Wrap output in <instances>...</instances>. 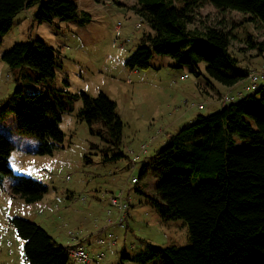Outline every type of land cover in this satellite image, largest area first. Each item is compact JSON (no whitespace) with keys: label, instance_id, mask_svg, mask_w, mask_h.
Returning a JSON list of instances; mask_svg holds the SVG:
<instances>
[{"label":"rangeland","instance_id":"1","mask_svg":"<svg viewBox=\"0 0 264 264\" xmlns=\"http://www.w3.org/2000/svg\"><path fill=\"white\" fill-rule=\"evenodd\" d=\"M70 1L78 5L79 12L89 13L90 18L84 22L57 18L40 23L34 18L38 9L34 6L16 16L0 46V133L14 145L9 167L13 174L47 187L41 200L28 203L11 193L12 177L0 186V264H29L25 241L13 224L16 218L36 223L62 246L83 248L91 259L82 261L69 255L68 264H160L159 259H140L153 245L189 247L192 242L183 219L163 217L150 204L156 197L154 186L158 180L151 174L140 177L145 157L167 146L169 133L175 131L171 122L177 117L185 115L182 123H192L199 114L208 116L220 111L222 108L213 103H206L203 110L196 106L212 100L200 92L201 88L209 89L217 98L225 86L207 75L204 63L199 66L198 76L187 67H179L167 55H154L148 69L128 68L126 63L143 36L151 33L133 10L136 0ZM175 3L182 6L180 0ZM194 13L196 24L190 28L221 27L231 33L229 50L242 66L254 69L262 64L264 59L248 41L263 40L264 28L249 22L250 16L236 11L219 12L210 4ZM138 24L142 27L138 28ZM33 39L55 50L53 81L40 79L39 72L29 67L13 68L2 59L16 44ZM51 87L63 91L65 102L67 93H86L92 98L104 93L114 101L123 122L120 147L112 145L113 137L102 121L88 123L80 117L83 100L79 98L73 111L62 114L59 128L64 133L63 143L52 154H38L37 139L16 130L17 106L11 95L17 89L24 91L23 96L41 92L49 95ZM159 130L162 133L152 141ZM235 143L239 149L250 146L239 138ZM144 144H149L151 155L143 154L133 166L130 151L138 152ZM134 178L139 179L137 184H131ZM125 185V197L130 201L128 215L123 223L106 227L108 220L117 215L109 198ZM78 238L83 242L74 246Z\"/></svg>","mask_w":264,"mask_h":264},{"label":"trees","instance_id":"2","mask_svg":"<svg viewBox=\"0 0 264 264\" xmlns=\"http://www.w3.org/2000/svg\"><path fill=\"white\" fill-rule=\"evenodd\" d=\"M136 1L134 12L152 32L143 36L126 63L128 68L145 70L151 67L154 55H167L179 67H187L198 76L199 66L204 63L207 75L228 88L247 80L252 71L230 53L231 33L221 27L190 26L196 24L194 12L210 4L219 12L236 11L250 16L249 22L264 28V0H180L181 7L175 0ZM34 6H38L34 18L40 23L57 18L84 22L90 18L70 0H0V46L16 16ZM248 42L259 56L264 55V39L253 42L249 38ZM2 59L13 68L38 71L40 79L55 78V50L42 40L16 44ZM261 88L237 96L235 102L218 112L199 114L192 123L169 133L167 146L160 148L150 163H144L140 177L151 174L158 180L156 197L150 204L163 217L183 219L189 226L192 244L166 248L153 245L140 260L159 259L160 264H264V87ZM23 93L17 89L11 95L17 106L15 126L19 134L37 139L38 154H52L63 143L64 133L59 128L62 114L73 111L79 98L83 100L80 117L88 123L102 121L113 137L112 145L120 147L123 122L116 103L104 93L96 98L86 93H67V102L63 91L52 87L49 95ZM235 138L248 141L250 146L237 148ZM13 150V143L0 133V186L12 177L10 191L14 196L28 203L41 200L47 187L13 174L9 167ZM13 224L25 241L29 264L69 263L70 254L45 229L21 218L14 219Z\"/></svg>","mask_w":264,"mask_h":264},{"label":"built area","instance_id":"3","mask_svg":"<svg viewBox=\"0 0 264 264\" xmlns=\"http://www.w3.org/2000/svg\"><path fill=\"white\" fill-rule=\"evenodd\" d=\"M142 27L141 24H138V28ZM120 28V27H118ZM249 85L246 87L247 92H253L256 89L260 88L262 86V83L264 82V67L257 71H252L249 74ZM237 96L233 95H226L224 98L221 99V103H223L224 106L227 104L233 103L237 100ZM196 106V105H195ZM194 106V108H195ZM196 108L199 110H203L205 108V104H197ZM162 133L161 130L158 131V134L152 138V141H155L159 135ZM149 144H144L141 146L140 150L138 152L130 151V154L132 156L131 163L133 166H135L140 160L143 154L147 153ZM139 182V179L134 178L131 180V184H137ZM127 185L129 182L126 183ZM126 194V185L124 188L120 189L118 193L112 194L109 198V202L112 206L116 208V217L114 220H108L106 227H109L117 222L123 223L128 215V211L130 208V201L125 197ZM109 214H111V211H109ZM79 238L76 239L75 243H79ZM98 243L102 244L103 241L98 240ZM73 244V245H74ZM65 250L73 257L78 258L82 261H91L90 257L86 253V251L83 248H74L70 245L64 246ZM102 259V257H101Z\"/></svg>","mask_w":264,"mask_h":264},{"label":"crops","instance_id":"4","mask_svg":"<svg viewBox=\"0 0 264 264\" xmlns=\"http://www.w3.org/2000/svg\"><path fill=\"white\" fill-rule=\"evenodd\" d=\"M260 57L262 58V60L264 59V55H262ZM262 67H264V61L262 62L261 65H255L254 66V69L250 68V71H253V70H256V69H260ZM249 83H250L249 82V79L247 78V80H245L243 82H240L239 84H237V85H235L233 87H230V88L225 87V91L223 92V94L220 93L217 98L214 97V94H210L209 89H207V88H201L200 89V92L206 94L207 95V98H211L212 100H210V102H207V100H206L205 102H201L199 104H202V103H204V104H206V103H213L216 106L219 105L221 108H224L223 103H221V99L224 98L226 95H235V96H241V97L246 96L248 94V92L246 91L245 87L247 85H249ZM263 87H264V82L262 83V88L261 89H263ZM184 119H185V115H181V116L177 117L176 119H174L171 122V127H174L175 128V131L173 133H175L183 125H185V124L188 123V122L187 123H182V120H184ZM180 123H182V124H180ZM168 129L166 131H168ZM147 152H148V150H147ZM157 152L158 151H156V154H157ZM156 154L154 156H152V157L151 156L150 157H145L144 163L145 164L150 163L152 161V159L156 156ZM146 155H151V153L148 152ZM82 242L83 241L80 239L79 240V243L78 244L75 243L74 246H80L82 244Z\"/></svg>","mask_w":264,"mask_h":264}]
</instances>
